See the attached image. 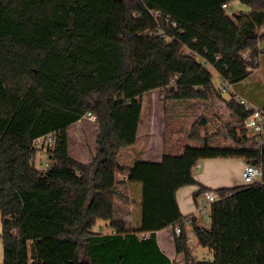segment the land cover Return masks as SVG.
<instances>
[{
	"label": "trees",
	"instance_id": "obj_1",
	"mask_svg": "<svg viewBox=\"0 0 264 264\" xmlns=\"http://www.w3.org/2000/svg\"><path fill=\"white\" fill-rule=\"evenodd\" d=\"M233 1L0 0L2 264H172L157 237L171 225L182 229L175 247L186 264H264V144L248 129L234 127L235 143L218 145L196 123L189 137L199 146L184 144L158 162L121 160L137 141L144 94L225 97L207 64L234 84L259 66L264 0H240L249 10L230 14ZM248 49L250 61L242 57ZM228 101L244 126L249 111L235 92ZM88 112L97 117L98 146L84 163L70 154L68 128ZM52 133L51 145L36 144ZM43 148L45 170L35 165ZM219 157L242 158L263 176L214 189L211 227L198 226L176 193L186 185H199L198 195L211 190L194 170ZM130 184L141 193L132 227L116 214L121 188ZM99 220L113 232L95 231ZM188 220L212 260L193 257Z\"/></svg>",
	"mask_w": 264,
	"mask_h": 264
},
{
	"label": "rangeland",
	"instance_id": "obj_2",
	"mask_svg": "<svg viewBox=\"0 0 264 264\" xmlns=\"http://www.w3.org/2000/svg\"><path fill=\"white\" fill-rule=\"evenodd\" d=\"M248 10L249 6L240 0L233 1L228 8L230 14ZM262 49L264 50V44L262 45ZM206 66L212 72L214 84L219 85L222 82L220 74L212 65L207 64ZM234 85L237 93L244 96L248 101L258 106H264V53H261L258 69L252 70L250 75ZM224 96L226 98L220 96L218 93H213L208 99L191 98L187 100L161 101L157 98V93L152 92L144 98V101L146 111L148 112H151V109L154 106L157 107L159 113V125L162 124V118L165 119V123H171L169 124L170 129L176 133L174 137H179L178 140L181 139L180 141H186L188 134L195 131V127H197L196 123H198V126H204L203 132L208 136L207 138L211 143L218 145H231L235 143L232 135L234 127L237 129L238 133L241 134L245 133V130L242 122L237 118L232 108L229 107V93H224ZM203 120L206 121L204 124L202 123ZM148 121L149 120L146 118L143 130L142 126L140 127V136L142 132L143 137L140 139V142L139 137L137 143L134 144V146H136L139 142L137 146L138 149H141L146 142L144 134L147 131ZM96 123L97 120L93 121L89 118H83L78 123L71 125L68 128L69 149L72 157L83 162H92L98 146L97 136L99 130ZM168 137L169 135L166 136V144H168L169 141L167 140ZM188 144L196 146L201 145L197 140L190 141ZM129 147L122 149L121 160L126 164L131 165L133 161L129 158V151L127 150ZM35 165L41 170H45L48 167L49 155L46 148L37 152ZM121 191L123 192V195L128 193L124 188H121ZM204 199L205 196L203 195L201 196L200 201L202 202ZM136 207L137 203L133 202V199H127L125 196H122L117 200L116 204L117 218L123 219L127 226L132 227L139 218ZM198 213L199 215L204 216V219L207 221V223H203L204 226L210 228L212 224L211 212L209 211L208 213L203 214L199 210ZM108 223L109 222L107 221L99 220L94 227V230L102 232L113 231ZM188 230H191L190 225H188ZM162 235L164 234H161V236ZM191 237V245L195 259L212 260L214 258L213 251L197 243L196 234ZM170 254L172 258H175V252L171 251ZM3 259L4 250L1 249V264L3 263ZM175 264H178L177 260H175Z\"/></svg>",
	"mask_w": 264,
	"mask_h": 264
},
{
	"label": "crops",
	"instance_id": "obj_3",
	"mask_svg": "<svg viewBox=\"0 0 264 264\" xmlns=\"http://www.w3.org/2000/svg\"><path fill=\"white\" fill-rule=\"evenodd\" d=\"M230 6V5H229ZM261 33H264V26L261 27L260 29ZM264 44L261 43V48L262 45ZM261 57V55H260ZM260 63V59H259ZM259 67V66H258ZM258 67L256 69H258ZM254 69V70H256ZM157 93V98L160 99V90L159 89H154L143 96V109H142V117H141V122L139 125V133L137 140L143 137L142 132L140 136V127L142 126V130L145 127V120L146 118L149 120L148 121V126H147V131L144 134L146 142L141 147V149H138V144L134 147H129L127 149L129 151V158L130 160H134V158L139 157L141 160H146V161H161L163 158V155L167 151H176V152H181L182 151V146L184 144H188V142L193 141L188 134V138L186 141H180L181 139L178 140V136L174 137L176 134L170 129V122L165 123V119L162 118V124L159 125V113L158 109L156 106H154L151 109V112L146 111L145 107V101L144 98L150 94V93ZM163 101V100H161ZM150 113V115H149ZM149 115V116H148ZM83 119V118H82ZM81 119V120H82ZM80 121V120H79ZM78 121V122H79ZM168 121V120H167ZM76 122V123H78ZM74 123V124H76ZM72 124V125H74ZM96 126L99 130V124L96 123ZM168 127V129H167ZM169 130V131H168ZM168 144H166V136H168ZM176 140V141H175ZM137 143V141H136ZM135 143V144H136ZM128 148V147H127ZM70 151V149H69ZM97 152V150H96ZM96 154V153H95ZM76 159V158H75ZM92 159V158H91ZM79 160V159H77ZM80 161V160H79ZM83 162V161H81ZM84 163H90V162H84ZM199 167L196 166L194 170L195 178L199 181V183L209 187L211 190L218 189L221 187H231V186H236V185H241L244 184L243 180V171L245 169V166L247 165V162L242 159V158H206L202 159L198 162L197 164ZM198 168V169H197ZM128 193H125V197L127 199H133V202L137 203V212L139 214V201H140V186L136 184H130L126 188ZM200 192V187L199 185H186L177 190V200L179 203V207L181 212L184 215H194L196 218V225L198 226H204V222L207 223L206 219H204V216L199 215V205L201 203L200 198L204 194H199ZM138 218V217H137ZM108 222V221H107ZM109 224V223H108ZM188 225L191 226V230H188ZM186 228L188 230V233L190 235V245L192 242V237L195 236V231L194 227L191 223L190 220L187 221L186 223ZM174 226H168L160 231L157 232V237H158V242L163 249V251L171 257L170 252H175V258H172L173 263L175 264V260H177L178 264H186V259L183 253H178L176 251L175 247V236H174ZM3 231V224L0 219V235ZM110 232H104V233H111ZM161 234H164L161 236ZM173 236V238H172ZM173 239V240H172ZM2 240V243H1ZM197 240V238H196ZM197 243L198 240L196 241ZM200 244V243H199ZM1 249L4 250V242L3 239L0 237V254H1ZM191 253L194 256L193 250H192V245H191ZM4 261V259H3ZM1 264V260H0Z\"/></svg>",
	"mask_w": 264,
	"mask_h": 264
},
{
	"label": "built area",
	"instance_id": "obj_4",
	"mask_svg": "<svg viewBox=\"0 0 264 264\" xmlns=\"http://www.w3.org/2000/svg\"><path fill=\"white\" fill-rule=\"evenodd\" d=\"M227 6V4H224ZM157 14V12H155ZM243 59L250 61L251 50L248 49L242 53ZM218 90L222 93L235 92L237 100L239 103L249 111V115L244 121V127L250 131L251 134L255 136L256 141L259 144H264V108L258 106L254 103L248 101L244 96L237 93L234 83L229 78H222V82L219 85H216ZM83 118H89L90 120L96 121L97 117L91 112L86 113ZM54 134H49L46 137H40L36 140L37 145H51L54 140ZM49 166V165H48ZM197 167H199L197 165ZM48 168V167H47ZM46 168V169H47ZM263 171L262 167L254 165L252 163H247L243 171V180L244 183H252L262 179ZM205 199L200 203L199 210L201 213L206 214L209 211L211 212L212 206L215 201L218 199V193L215 190H207L204 192ZM181 227L176 226L174 228V233L179 235L181 233Z\"/></svg>",
	"mask_w": 264,
	"mask_h": 264
}]
</instances>
